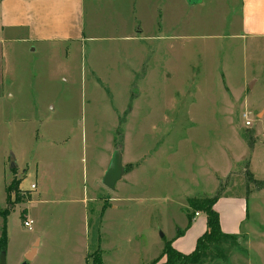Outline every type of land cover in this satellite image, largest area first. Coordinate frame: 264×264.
<instances>
[{
    "label": "rangeland",
    "instance_id": "rangeland-1",
    "mask_svg": "<svg viewBox=\"0 0 264 264\" xmlns=\"http://www.w3.org/2000/svg\"><path fill=\"white\" fill-rule=\"evenodd\" d=\"M207 5L166 6L158 24L156 6H139L136 41L128 6H86L81 42L0 44L7 264L35 247L28 264H79L86 251V264L97 251L142 264L217 195L236 233L205 242L199 264H264V39L244 34L239 0ZM116 153L124 174L111 191Z\"/></svg>",
    "mask_w": 264,
    "mask_h": 264
},
{
    "label": "crops",
    "instance_id": "crops-1",
    "mask_svg": "<svg viewBox=\"0 0 264 264\" xmlns=\"http://www.w3.org/2000/svg\"><path fill=\"white\" fill-rule=\"evenodd\" d=\"M210 2L211 0H0V44L7 41L24 42L29 45L31 51L36 52L38 45L53 44L54 46L81 42L86 39V6H128L135 22L134 32L126 38L136 41L143 34L139 6H156L158 24L164 23L166 6H208ZM161 6L163 8L160 10ZM239 6H241L244 34L251 38L264 39V0H239ZM115 200L113 198V202ZM221 200L214 207L216 211ZM242 202L244 206V201ZM111 209L117 210L119 206L112 205ZM201 216L202 214L194 217L191 224L188 220L184 229H178L164 242V245L169 241L175 250L184 255L194 252L198 239L208 230L207 216L203 220L200 219ZM220 223L223 233L228 235L236 233L225 229L221 215ZM163 249L164 246L161 252ZM39 252L40 247H36L31 261L35 260ZM88 254H90L88 251L83 254L79 264L87 263ZM159 254L142 264H152ZM56 257H51L49 254L46 264H57ZM101 257L102 263L106 264L102 254Z\"/></svg>",
    "mask_w": 264,
    "mask_h": 264
},
{
    "label": "trees",
    "instance_id": "trees-1",
    "mask_svg": "<svg viewBox=\"0 0 264 264\" xmlns=\"http://www.w3.org/2000/svg\"><path fill=\"white\" fill-rule=\"evenodd\" d=\"M16 181H12V184H10L9 186V190L10 191H14L16 188ZM220 200V195H217L216 197L212 198V199H205L203 201V206L202 208H198V205L196 204V202L194 201H190V207L194 210H202L204 211V213L207 216V227L208 230L207 232L202 235L198 241H197V246L196 249L194 250V252H192L189 255H184L180 252H178L177 250H175L172 246V243L167 241L164 245V249L162 252V256H167L168 260L165 264H177L179 261H181L184 264H199L200 260L204 254V249H205V242H214L217 243L220 241V239L222 237H228V234H225L222 232L221 229V223H220V215L219 213L215 210V205L217 204V202ZM2 216L5 218H7V214L4 213L2 214ZM189 220V224L192 223L193 218L192 217H188ZM8 241V237H7V233L4 230L2 233V237L0 240L1 243V247L3 248V251L6 250V244ZM96 257L94 258V264H103L102 263V257H101V253H99V251H97L95 253ZM158 260L154 261V263H157ZM153 263V264H154Z\"/></svg>",
    "mask_w": 264,
    "mask_h": 264
},
{
    "label": "water",
    "instance_id": "water-1",
    "mask_svg": "<svg viewBox=\"0 0 264 264\" xmlns=\"http://www.w3.org/2000/svg\"><path fill=\"white\" fill-rule=\"evenodd\" d=\"M16 168H17V164L14 158H12L10 161V169L13 170ZM123 174H124V167L122 164V157L120 153H116L113 156L109 168L103 178L104 186L111 191L115 190L116 184L122 179ZM35 249L36 247L29 254L26 255V260L22 264H28L33 259ZM0 264H7L5 251L0 253Z\"/></svg>",
    "mask_w": 264,
    "mask_h": 264
},
{
    "label": "built area",
    "instance_id": "built-area-1",
    "mask_svg": "<svg viewBox=\"0 0 264 264\" xmlns=\"http://www.w3.org/2000/svg\"><path fill=\"white\" fill-rule=\"evenodd\" d=\"M248 124L250 125V123H248ZM36 188H37V185H35V184H32V185H31V189H32V190H35ZM195 215H196V217H197V216L200 215V213L197 212ZM32 224H33V223H32L31 220H27V221L24 222V226H25L26 228H28L29 230L32 229Z\"/></svg>",
    "mask_w": 264,
    "mask_h": 264
}]
</instances>
